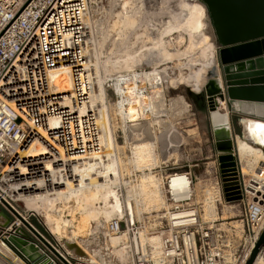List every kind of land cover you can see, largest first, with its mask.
<instances>
[{"label":"built area","instance_id":"obj_1","mask_svg":"<svg viewBox=\"0 0 264 264\" xmlns=\"http://www.w3.org/2000/svg\"><path fill=\"white\" fill-rule=\"evenodd\" d=\"M87 4L88 0H0V166L19 146L29 143L34 126L43 128L45 137L41 142L51 160H56L61 152L69 162L75 161L76 158L70 157L82 156L99 148L94 113L74 108L88 97L84 34ZM15 59L20 60L17 72L11 68ZM60 65L68 67L72 96L69 106L64 103L66 97L63 94H47L46 70ZM138 69L135 68L137 72ZM118 78L126 81L128 87L125 88L124 83L113 87V80ZM132 81L129 72L125 71L116 76H105V92L110 94L116 112L118 109L127 112L125 108L129 104L137 109L136 102L141 98L144 105L151 106L147 81L139 85ZM10 88H18L23 98L30 99L11 105L7 97ZM118 88L120 93L115 91ZM161 95L167 102L166 91ZM49 119H53L52 130H48ZM133 119L146 122L152 117L143 119L135 113ZM126 120L132 122L129 117ZM114 122H117V137L123 142L118 114ZM230 132L234 170L226 166L222 173L225 179L235 182L237 187L233 188V185L228 192L237 190L240 197L237 200H226L217 154L213 150L212 160L204 169L207 177L203 179L191 170L197 166L194 157L180 164L174 160L170 163L168 159L153 167L164 208L142 212L138 218L123 208L120 216H112L89 235L93 242L87 245L88 251L92 253L98 249L99 256L95 258H90L88 253L75 255L66 251L47 231L40 216L20 207L0 185V211L9 218L8 225L1 232L29 239L46 264H245L259 234L258 225L264 219V166L255 168L256 174L243 173L236 155L237 134L231 126ZM192 136L188 138L192 139ZM160 143L157 142V148ZM174 145L179 156L185 155L180 144ZM191 149L194 156V147ZM199 182L214 185L217 205L231 204L237 208V214L228 221L203 219L200 200L195 199L198 191L194 186ZM31 220L41 226V232ZM236 220L239 225L229 224ZM151 234L159 237L157 249L148 240L141 241V237L148 238ZM110 235L119 238L117 246L127 250L125 256L113 254ZM258 255H264V246L255 258ZM99 257L103 260L97 263Z\"/></svg>","mask_w":264,"mask_h":264},{"label":"bare ground","instance_id":"obj_2","mask_svg":"<svg viewBox=\"0 0 264 264\" xmlns=\"http://www.w3.org/2000/svg\"><path fill=\"white\" fill-rule=\"evenodd\" d=\"M170 3V0H161L159 3L160 13L158 12V15H160V19L155 24L156 31L158 35H175L177 41L184 37L186 39L185 45L181 49H177L173 40L160 43V46L153 44L152 60H162L163 55L171 53L173 56L180 55L183 58L195 57L200 71L198 80L200 87L205 71L214 61V46L204 31L206 12L197 0H179L175 7ZM89 10L90 8L87 9L86 7V15ZM86 23H88L90 30L88 17ZM180 32L183 37H181ZM158 47L160 50L156 52ZM19 61L15 59L11 68H14ZM115 61L119 64H116ZM111 62L116 65L115 68L109 71L104 69L101 73L99 67L96 69L95 77L91 79V83L97 91L99 104L96 100L91 101L90 99L91 85L89 83L86 101L74 108L80 111L90 110L94 113L96 121L101 119L112 124V138L116 146L114 157L117 158V162L113 161L111 139L104 135L100 136L99 129V148L96 151L82 156L70 157L76 158L75 161L70 162L59 152L58 158L51 160L41 142V138L45 137L44 130L34 126L29 143L19 146L0 166V185L7 196L24 204L26 208L40 216L47 231L56 240L61 242L63 239L70 251L78 252V255L88 253L90 258L99 255L98 249H94L90 253L86 248L92 240L89 235L96 231L97 227L103 226V223L112 216H120L123 208L134 213L138 218L142 212L158 211L165 206L158 188V179L152 168L171 157L175 158L173 151L176 145H168L173 146L172 149L162 147L161 152H158L157 142L162 135H155V131L145 129V126L149 124L148 121H144L145 123L134 121L135 113L143 119L152 117L154 128L156 126V128L161 127L166 130L167 122L170 120L160 116L163 114L168 117L170 115L179 116L188 110V105L182 96L170 97L167 102L163 100L161 94L167 90V86L160 70L157 68L151 70L139 68V72H131L129 77L133 79L132 82H136L138 85L147 81L148 96L152 101L151 106L149 105L148 109L141 98L136 102L137 109L128 103V107L125 108L127 112L121 109L116 112L108 104V96L104 88L105 76L108 74L116 76L117 73L121 74V72H129L135 69L124 68L123 63L114 58ZM86 72L89 77L88 63ZM119 79L113 80V87L117 88L118 85H122L119 83H126V81L122 82ZM46 80L47 94H63L66 97L64 103L69 106L72 96L68 67L60 65L47 69ZM126 87L128 86L125 84ZM120 88L115 89V91L118 90L120 93ZM96 91L93 90V92ZM7 97L8 102L14 106L30 99V97L23 98L18 88H10ZM219 104L217 110L221 112L223 103L220 102ZM117 114L119 116V128L123 136V145L121 146L114 136L113 119ZM128 117L132 122L126 120ZM247 121V126L244 125L247 135L255 140L259 139L261 134L264 135V132H260V125L256 124V121L250 119ZM53 128V119H49L48 130ZM124 147L128 149L127 154L122 152ZM235 148L243 173L256 174L255 168L264 166V151H261L259 147L236 135ZM225 182L227 190H231L234 185L233 180L225 179ZM47 186L49 187L47 188ZM203 186L195 194V199H199L202 206L203 219L224 220L236 215L233 211V205L223 203L221 206L217 205L215 202L217 190L214 185L207 183ZM118 187L123 188V191L120 192ZM262 190V194H264V189ZM229 224L237 226L239 222L236 220L229 222ZM263 224L264 219L258 225V233L263 229ZM143 240H148L154 249H157L159 245L157 234H151L148 238L141 237V241ZM119 241L118 237L109 236L113 254L117 257L125 256L127 250L117 246ZM35 254H38L37 248L30 241L24 242L10 235L7 244L0 240V264H9V262L24 264L23 258L31 260L35 258ZM102 260L99 257L96 262L100 263ZM252 264H264V255H258Z\"/></svg>","mask_w":264,"mask_h":264},{"label":"water","instance_id":"obj_3","mask_svg":"<svg viewBox=\"0 0 264 264\" xmlns=\"http://www.w3.org/2000/svg\"><path fill=\"white\" fill-rule=\"evenodd\" d=\"M197 1L204 7L214 39V61L205 71L198 92L204 100L224 195L226 200H237L238 191L228 192L222 173L226 166L234 170L230 126L233 130L239 126L235 134L264 151V135L255 140L246 134L244 127L246 119H250L264 132V0ZM220 102L223 103L221 112L217 110ZM8 223L9 218L0 211L1 241L7 244L9 235L30 241L23 235L2 234L1 230ZM253 245L245 264H252L258 250L264 246V224ZM70 252L78 255V252ZM43 259L38 253L31 260L23 258V262L38 264Z\"/></svg>","mask_w":264,"mask_h":264},{"label":"rangeland","instance_id":"obj_4","mask_svg":"<svg viewBox=\"0 0 264 264\" xmlns=\"http://www.w3.org/2000/svg\"><path fill=\"white\" fill-rule=\"evenodd\" d=\"M170 1H171L170 5H173L175 7L179 0H170ZM160 2L161 0H133V4L135 3L137 6L141 4V6L139 7V12L137 14L138 15L137 17L140 20H144L145 23L147 22L151 26L149 28H152V26L157 24L158 20L160 19L159 17L160 15H158L159 12L158 7L160 6L159 4ZM118 3L119 0H88V4H87V9L90 8L89 10L90 12L87 11L90 30L88 29V23H84V34H85V44H86V51H87V58L89 65V79H90L89 83L91 85L90 99L91 101L96 100L97 103H98L97 91L94 88L93 84L91 83V79L94 78L96 75V69L100 67L102 73L104 69L109 71L112 70V68L116 67V65L113 64V62H111L113 57L107 54L106 52L109 45H111L110 44L111 38L114 37L113 33L109 29L113 30L116 28L114 13L119 10ZM166 7L167 6H165V8ZM164 11L166 12L167 10ZM204 23H205L204 31L208 35L211 43L213 44L214 39L212 36L211 26L209 24L207 16L204 17ZM103 33H105L106 36L102 43L104 46L102 50L99 47V40L101 39V34ZM180 34L181 37H183L181 32ZM131 35L132 33L130 32L128 38H130ZM168 40H173V43L177 49L179 48L181 49L185 45V41H186V39L184 38L177 41L175 35H165L161 37V41L159 43L163 44L165 41ZM159 50L160 48L157 49L156 52H159ZM115 62L116 64L117 63L119 64V62L117 61ZM142 67L145 68L144 70H151L153 68H157L158 70H160L163 74V79L167 86V90H166L167 98L169 99L170 97L173 96H182L185 99L186 104L188 105V110L185 113L180 114L179 116L170 115L169 117L168 116L165 117L168 118V121L170 120L169 122H167L168 125L166 130H163L161 127L156 128V126L154 128V126L152 125V122L154 121L152 120L150 122L148 121L149 124L148 126L147 125L145 126V129H150L151 131H155V135L158 134L160 136L162 135L158 139V142L159 141L161 142L160 144H158V152H161L162 147L163 148L168 147L169 149H172L173 146H168V145L180 144L181 145L180 147L186 151V153H184L185 155L179 156L177 152L174 150L173 153L175 154V158H172L170 156L171 158H169V162L171 163L174 160L177 161V164H180L183 162L185 163L188 159L194 157V164L197 163V166H194L191 170L201 179L207 177V175L204 173V169L206 168L207 165L210 164L208 163V161L212 160L211 154L213 153L214 150V147L211 142L212 138L208 126L207 113L203 107L197 109L195 107L193 108L192 106H190L188 99L184 95L185 87H191L192 89V80L194 79V76H195V80L196 78L200 77V71L198 68L196 58L195 57L183 58L180 57V55L173 56V53H171L169 55L168 54L163 55L162 60L159 59L156 61L152 59L148 61L146 60L144 64L140 65L138 68L142 69ZM13 69L16 72L20 69V61L16 64V66ZM135 71L136 70H132V71L130 70L129 73L131 72L135 73ZM93 90H95L96 92H93ZM107 96H108L107 98H108L109 107L112 108L113 106H112V100L110 98V94L108 93ZM96 97L97 99H95ZM177 118L179 120L175 121ZM97 124H98L99 132H101L100 136L104 135L111 139L113 146V161L117 162V158L114 157L116 152L115 150L116 146L112 138V130H111L112 124L109 121L106 123L101 119L97 121ZM113 124H114L115 140L121 146L123 145V142L121 141L120 138L117 137V134H119L117 128V122L115 124V122L113 121ZM159 130L161 131L160 133ZM234 130L236 131V129ZM191 135H193L192 136L193 138L192 139L188 138ZM193 147H194V156H192L191 154V150H192L191 148ZM122 152L124 154L128 153L125 147L122 148ZM8 164L9 162L7 163V165ZM202 183L199 182L195 184L194 186L195 191H199L198 188L202 189L204 187L203 185H207V182H205V184ZM16 203L20 207L30 210L29 208H26L24 204L19 202ZM236 210L237 208L234 207L233 211L235 214H237ZM238 218L239 217L237 216L236 219ZM31 223L32 224L35 223L33 225L37 226L36 228L39 229V231L42 229L41 226L35 220L34 221L31 220ZM60 244L63 246V248L66 251L70 252V250L65 246L66 243L63 239L60 242ZM86 248L88 247L86 246Z\"/></svg>","mask_w":264,"mask_h":264},{"label":"flooded vegetation","instance_id":"obj_5","mask_svg":"<svg viewBox=\"0 0 264 264\" xmlns=\"http://www.w3.org/2000/svg\"><path fill=\"white\" fill-rule=\"evenodd\" d=\"M119 10L114 13V20L116 28L111 30L113 38H111V45L107 48V54L111 55L114 59L123 63L126 69H137L140 65L150 59L153 44L160 46L161 37L165 35H158L155 25L152 28L144 20H140L137 16L139 6L133 0H119ZM87 15L85 13L84 23H86ZM140 31V32H139ZM124 32V33H123ZM132 33L128 38L129 33ZM118 34V35H117ZM106 34H101L99 40V47L102 49L103 41ZM184 38V37H183ZM159 48V47H158ZM103 50V49H102ZM199 77L192 80L191 87H185L184 95L189 101V105L193 108L200 109L203 107V98L201 93L198 92Z\"/></svg>","mask_w":264,"mask_h":264},{"label":"crops","instance_id":"obj_6","mask_svg":"<svg viewBox=\"0 0 264 264\" xmlns=\"http://www.w3.org/2000/svg\"><path fill=\"white\" fill-rule=\"evenodd\" d=\"M220 111H222V109H220ZM206 114V113H205ZM248 119H246V122H245V124L244 125H246L247 126V121ZM239 126H237V128H236V131L235 130H233L234 131V133H236V132H238V130H239ZM7 216V215H6ZM228 219L229 218H227V219H224V220H226V221H228ZM4 220V219H3ZM37 254H35V256H36ZM5 264H8V263H5ZM9 264H15V263H12V262H9ZM38 264H46V262H45V260H41L40 261V263H38Z\"/></svg>","mask_w":264,"mask_h":264}]
</instances>
